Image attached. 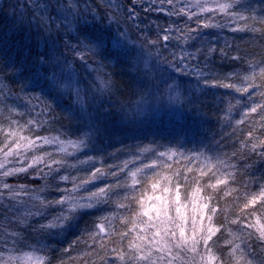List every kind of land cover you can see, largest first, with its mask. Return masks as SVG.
Returning a JSON list of instances; mask_svg holds the SVG:
<instances>
[{"label":"trees","instance_id":"16d2710c","mask_svg":"<svg viewBox=\"0 0 264 264\" xmlns=\"http://www.w3.org/2000/svg\"><path fill=\"white\" fill-rule=\"evenodd\" d=\"M136 1L140 0H0V127L7 130L10 120H17L20 125H24L28 120H36L41 126L34 128L33 138L35 135H60L61 139H77L89 129L93 130L88 145L90 150L72 158L71 165L66 169L44 179L37 172L18 176L15 182L10 180L11 185H26L31 193H40L42 197L52 200L67 194L57 191V186L60 189H71L72 177L85 178L96 167L107 174L94 182L96 186L102 187L115 184L117 180L124 183L127 181L128 172L143 168L146 164L151 165L154 161L157 166L154 169H144V172L151 174L157 171L171 175V170L164 165H171L174 170H183L189 163L185 157L197 153L228 160L235 165V168L229 171L235 172L238 180L243 178V181L247 182L249 174L257 181L264 178V161L260 157L249 154L248 158L241 155L231 158V154L240 147L238 138L243 130V126L237 128L235 124V121L240 119L236 100L244 98L231 89L204 84L206 78L238 83L235 78H225L229 73L245 72L250 62L259 63L264 58V38L259 33L233 32L232 27L237 25L225 27L223 14L207 13L205 17H197H214L213 22L222 27L201 28L192 33V38L187 41L183 38L172 39L167 44V47L170 46L168 50H164L159 48V43L154 46L150 41L157 40L164 34L162 30L168 27H172L174 34L179 36L180 33L176 29H186V15L168 14L174 7L179 8L177 0H174L173 7L167 3L163 4L167 11L158 14L155 7L160 0H141L140 5ZM116 3L122 6L128 15L129 9L137 10L141 19L137 18L138 31L132 32V36L134 39L137 36L143 47H133L132 51H122L121 54L111 50L113 26L108 27V18L110 9L115 7ZM45 4L49 5L48 13H42L40 10ZM243 4L244 7L238 10L244 15L254 16L257 20L264 18V0H243ZM40 15L50 16L55 21L50 30L43 29L37 23ZM79 15L83 21L90 22L87 24L89 29L95 26L98 31H102L107 41L103 59L99 61L97 56H93L97 58L96 73L107 85L103 89L90 85V82H85V72L81 73L82 79L79 75V81L85 86L83 91L88 95L83 93L84 105L78 100L75 104L71 89L61 92L57 87H53L50 82L53 61L45 55L52 43L48 39L49 36L56 39L59 54L61 45L66 39L70 40L67 37L69 29L74 27ZM65 16L67 19L63 18ZM197 17L187 21V25L195 28L193 21ZM256 26L260 27L259 24ZM173 32L172 36L175 37ZM77 35L81 40L84 39L79 31ZM182 44L183 47H180ZM70 45H74L72 39ZM199 45L205 46L207 50L202 55L197 54L198 59L187 62V72L174 71L170 66L174 59L173 53L179 56L181 53L185 54V47L195 48ZM68 49L70 50L69 47ZM210 49L215 51H209ZM138 52L142 60H147L151 55L155 56L154 61L158 66H131L133 56ZM41 54H44V63L40 62ZM237 55L241 60L232 59ZM61 58L57 60L58 72L66 69L63 66L66 57L65 60ZM116 58L122 66H118L119 60L117 66L109 63L111 59ZM123 60L126 62H122ZM81 68L86 69V66L76 64L74 70L80 71ZM197 71H203L204 75L198 76ZM61 72L62 70L59 74ZM166 84L173 85L182 98L181 102H178V108L173 109L171 105L168 107L172 111L170 113L165 98L163 101L159 99L164 93L166 96ZM12 109H18L23 115H16L10 111ZM143 112H146L145 117ZM96 128L100 129L98 133L95 132ZM233 129H237L235 134ZM29 134L27 130L24 131V135ZM4 142V134L0 133V147L4 146ZM161 152L176 155L160 156ZM89 157L92 159L89 160ZM192 163L196 164L195 161ZM121 168L124 170L120 171ZM47 171L48 169H45V172ZM112 172H117L118 175L114 177ZM60 175H68L70 180L62 181L59 179ZM235 186L240 187L239 184ZM86 188L94 190L93 185H87ZM117 193L111 196L109 204L78 213L70 226L55 232L33 231L32 228H38L36 221L47 223L58 209H50L51 214L47 219L36 217L30 221L32 228H27L23 224H11L5 219L10 212L16 215H12L11 219L18 215L13 211L12 205L7 204L6 197L0 198V250H6L10 246L13 253L20 254L26 248L39 249L44 246V264H82L83 254L91 250L89 233L94 230L98 218L112 213L119 216L125 212V209L116 206L118 202L127 203L122 200L124 193L119 189ZM73 195L85 196L87 191L81 190ZM114 223L118 228L121 227L119 220ZM11 233L20 234L19 238L13 237L15 242L12 245ZM224 251L221 239L219 252ZM88 260L100 264L95 255L89 256Z\"/></svg>","mask_w":264,"mask_h":264},{"label":"snow or ice","instance_id":"6c2138e0","mask_svg":"<svg viewBox=\"0 0 264 264\" xmlns=\"http://www.w3.org/2000/svg\"><path fill=\"white\" fill-rule=\"evenodd\" d=\"M164 2L165 0H161V3ZM166 3L173 5L174 0H166ZM211 4L213 6H209V0H196L201 13L223 14L228 17L229 23L237 25L232 27L233 32L259 33L264 38V18L257 20L254 16H246L239 11L238 9L244 7L243 0H223V2L211 0ZM48 9V4L40 7L42 13H48ZM158 10L164 11V9ZM128 12L129 19L135 20L138 15L135 8L129 9ZM168 14L186 15L189 19L197 16V13L175 7ZM63 18L67 19L66 16ZM213 18L197 17L193 21L195 28L188 26L186 21V29L177 28L176 31L180 35L175 37L172 36V27L165 28L162 30L164 34L150 43L155 46L161 41L168 42L172 39L183 38L187 41L192 38V33L198 32L201 28L222 27L219 23L213 22ZM37 23L43 29L50 30L55 21L50 16L40 15ZM84 24L85 26L79 29L84 39L81 40L77 36L76 45L65 42V46L69 47L80 61L86 60V54L104 55L107 50L104 33L98 31L95 26L89 29L87 21ZM257 24L260 27H257ZM48 39L52 41L55 49L56 39L52 36ZM113 46L122 47L119 40H114ZM164 47H167V43ZM173 57L170 66L180 73H186L189 67L187 62L196 59L191 53L179 56L173 53ZM232 59L241 60V57L237 55ZM40 62L44 63V54L40 55ZM196 74L204 75L203 71H197ZM228 78H235L238 83L206 78L204 84L209 87L231 89L244 98L236 100L240 119L236 120L235 124L237 128L243 126V130L238 138L240 147L231 154V158L238 155L248 158L249 154H252L253 157L258 156L264 161V58L259 63L250 62L243 73H229L225 80ZM52 83L56 84L55 76L52 78ZM101 84L104 85L105 82L101 81ZM74 87L69 77V83L65 88ZM169 89L175 91L171 85ZM76 96L79 99L78 88H76ZM231 107L230 105L229 111ZM10 111L16 115H23L18 109ZM40 126L36 120H28L24 125H20L17 120H10L7 130L0 127V133L5 137L4 146L0 147V153H3L5 158L0 161V169H5L6 163L9 162L8 157L19 156L21 159H27V152H36L43 146H57L59 153L72 156L88 147L93 134V130L89 129L77 139H61L60 135H35L33 138L34 128ZM25 130L30 134L24 135ZM236 130L233 129V134ZM99 131V128L95 129L96 133ZM69 149L72 151L70 152ZM159 155L173 156L176 153L161 152ZM91 159L89 157V160ZM185 159L189 163L183 170H174L171 165H164L171 170V175L157 171L151 174L144 172V169H154L157 166V162L154 161L151 165L146 164L143 168L128 172L126 182L121 183L117 180L115 184H106L102 187L96 186L94 182L107 174L96 167L85 178L72 177L71 189H60L57 186V191L67 194L52 200L31 193L26 185H20L17 190L8 183L0 182V188L8 190L10 202L17 201L19 205H24L23 200L17 199L21 196L29 197L33 201L25 207V211L16 220L17 224H23L27 228H32L30 221L35 220L36 217L47 219L51 214L50 209H58L47 223L36 221L38 228L32 230L41 232L62 230L70 226L78 213L109 204L111 196L117 195L118 189L121 190L124 193L122 200L127 203L118 202L116 206L125 209V212L119 216L112 213L98 218L94 230L89 233L91 250L83 254L82 264H96V261L88 260L92 255L98 257L100 264H264V178L257 181L253 179L252 174H249L247 182H244L243 178L238 180L237 174L229 171L235 168V165L226 159L206 156L203 153ZM193 161L196 162L195 165ZM67 166L66 159H56L52 152L45 151L43 155H33L26 167L6 169L0 173V177L6 178L33 169L44 179L54 173H60ZM45 169L48 171L45 172ZM111 175L115 177L118 173L112 172ZM59 179L69 181L70 177L60 175ZM236 184L240 187H236ZM87 185H93L94 190L87 189ZM81 190L87 191V195H73ZM4 195V192H0V198ZM115 220H119L121 227L116 226ZM10 235L14 238L20 236L19 233ZM221 239H223L224 252H219ZM11 259L13 258L10 257L9 260ZM24 259L31 260L32 257L27 255ZM37 264H44V261L38 260Z\"/></svg>","mask_w":264,"mask_h":264},{"label":"rangeland","instance_id":"374dc122","mask_svg":"<svg viewBox=\"0 0 264 264\" xmlns=\"http://www.w3.org/2000/svg\"><path fill=\"white\" fill-rule=\"evenodd\" d=\"M136 2L139 3V2H142V1L140 0L139 2L138 1H136ZM165 3H166V0H165L164 3H161V0L157 2V6L155 7L157 14L161 13V11H158V8L159 9H164V12L167 11L165 6L163 5ZM144 4H146V3H144ZM177 4L179 5V8H184L188 12L197 13V16L205 17L206 14H207V13H201L200 12L199 7L196 5V0H177ZM139 5H140V3H139ZM173 6H174V4L171 7H173ZM209 6H213L211 4V0H209ZM167 7L171 8L170 6H167ZM123 10H124L123 7L119 6L117 4L115 7H112L110 9V11H109L110 15H109V18H108V27H109V25L113 26V27L110 26L112 28V30H113L112 31V40H111L112 46H113V41L114 40H119L120 44L122 45V47H114L113 46V48H111V50L113 52H120V54L122 53V51H128V50L132 51L133 47L134 48L143 47L141 42H139L140 39L136 38L137 36H135V39H134L133 36H132V32L138 31V24H136V20H137L138 17H139L138 19H141L140 15H137L135 20L129 19L128 13L127 12L125 13ZM136 12H137V10H136ZM210 14H212V13H210ZM90 15L93 16V14H91V13H90ZM162 16H168V15L162 14ZM197 16H194L192 18H195ZM222 18L225 19V22H226V24H225L226 26L225 27L231 25V23H229V18H227L225 16L222 17ZM186 20L190 21L191 19H189L188 16H186ZM84 22L85 21L82 20L81 15H79V16H77V19H76V22L74 24V27L69 29V33H68L67 37L70 38V40L72 39L74 45L77 44L76 37L78 36L77 35V31H79V30H77V28L79 27V25H80V27L78 29H80L82 26L84 27V25H85ZM80 23H82V24H80ZM89 23L90 22L87 21V24H89ZM137 23H138V21H137ZM114 32H115V34H114ZM174 33L175 32H173V35L176 36ZM75 34L77 36H75ZM70 40L66 39L65 42H67V44L70 45ZM231 41H233V37L231 38ZM162 43H163V41H161L159 43L160 44L159 48H163L164 50H168V48L170 46L165 48L164 44H162ZM165 43L168 44L169 41L165 42ZM205 46H208V44H205ZM205 46L201 47L199 45L198 47H195V48H189V47L186 48L185 47L183 51L185 53H191L195 57L197 56L196 59H198V55H202L203 53L206 52L207 48ZM180 47H183V44ZM55 49H58L57 45H55ZM55 49L53 48V44L50 43L48 52L47 53L45 52V55H48L49 57H52V59H50V60L53 61L51 66H54V67L52 69L53 71H52L51 78H50L51 79L50 82L53 85L52 78H53V76L56 77V84L53 85V87H57L59 89V91H61V92L64 91V90H68V89L65 88V85L69 83V77H71V82L75 85V87L71 89L72 92L74 93L75 104L77 103V100H78L79 103H81L83 105H84L83 93L84 94H86V93L83 91L85 86H82L81 82L79 81L81 73L85 72V74L87 76V79L85 80V82L88 81V82H90V85H93V86L96 85L100 89L105 88V86L107 85L106 82L103 80L102 77H99V75L96 73V70H95V66H98L96 64V62H95V60H97L96 57H93V55L91 56L90 53H89V54H86V60L85 61H80L79 58L77 56H75L74 53L71 50L68 49V47L65 46V43L63 45H61V49H60L59 54H57V50H55ZM60 54H61L62 58L59 57ZM63 54H65L66 56L63 55ZM182 54H184V53H181V55ZM56 55H57V57H56ZM65 57H66V60H65ZM97 57H98L99 61L103 59V55H100V56H97ZM154 57L155 56L151 55V57L147 58V60H142L141 59V54L138 52L136 55L133 56L134 59L131 61L130 65L131 66H158L157 62L154 61ZM58 58H61V59L65 60L63 66H65L66 69L65 70L61 69L62 72H64L63 75L61 74L62 72L59 74V72L61 70L58 72V70H59V66L57 64ZM117 60H119V59L118 58L111 59L109 61V63H112L113 66H117ZM125 60L128 61V59H125ZM125 60H123L122 62H126ZM93 61H94V63H93ZM89 62H92V64H89ZM119 63H120V60H119ZM76 64H78L80 66H86V69L85 68H81L80 71L77 70V69L74 70V67H75ZM99 66H101V65H99ZM118 66H122L121 63ZM226 66H231V65H226ZM81 79H82V76H81ZM101 81H104L105 84L102 85ZM87 85H88V83H87ZM166 86H167V84H166ZM171 86H173V85H171ZM88 87L86 88V90H88ZM76 88L79 89V99L76 96ZM164 98L166 100L167 109H168V107L170 105H171V107L173 109L178 108L179 107L178 106V102H181V100H182L181 96H179V94H178V90L175 88V91H170L169 85L166 88V96H165V93H164V96L162 98H159V99H160V101H163ZM168 111H169V113L172 112L170 110V108L168 109ZM145 113L146 112L142 113L143 117H145V115H144ZM85 150H90V147H87L83 151L76 152L72 156H67L64 153H59L57 151V146H43V148H41L40 150H38L36 152H33V151L27 152V154H26L27 157H28L27 159H21V157H19V156L8 157L7 159H8L9 162L6 163L5 169H0V173L5 171L6 169H10V168L26 167L28 165V163H30V158L33 155H43L45 151L52 152L56 159H62V158L66 159L67 162H68V166H70L71 165L70 161L72 160V158H75L76 156L81 155ZM69 151L71 152L72 150L69 149ZM4 159L5 158H4L3 154L0 155V161H3ZM33 173L35 174V171L33 169H29L28 172H26V173H17L15 175L8 176V177H6L5 181H4L3 177H0V180H1L2 183L10 184V180L14 181L15 179L18 178V176H22V175H25V174H29L30 175V174H33ZM12 186H13V184H12ZM13 188L19 190V186H17V187L13 186ZM2 190H3L4 194H5L4 197H6V199H8V200H6L7 204L10 205V206L12 205V208L14 209V210L13 209L12 210L15 211V213L18 215V217L20 215H22V213L25 211V207L26 206H28L31 203H33V201H31L29 199V197H25V196H21V197L17 198L18 200H23L25 202L24 205H19L17 203V201H11L10 202L9 198H8V190H4V189L0 188V191H2ZM33 194H39L40 196H42V194H40V193H33ZM13 205H15V207ZM12 215L16 216L14 214V212H10L9 215L5 217V219H7V221L9 223H11V224L16 223V220L18 218V217H16V218H12L11 219ZM55 230L58 231L59 229H53L51 231L55 232ZM10 238L13 239V237L11 235H10ZM13 240L11 241V245L13 244ZM43 251H44V246H40L39 249H28V248H26V249H24V251L22 250L20 252V254H18V253H15V252L13 253V249L9 246V247H7L6 250H0V264H37L38 260L45 261V258H44L43 254H42ZM27 255H30L32 257V259L31 260L24 259ZM10 257H12L13 259L9 260Z\"/></svg>","mask_w":264,"mask_h":264}]
</instances>
